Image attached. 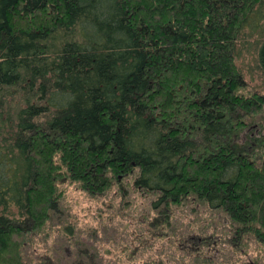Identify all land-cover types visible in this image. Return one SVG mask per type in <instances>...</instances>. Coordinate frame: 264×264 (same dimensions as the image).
<instances>
[{
  "label": "trees",
  "instance_id": "16d2710c",
  "mask_svg": "<svg viewBox=\"0 0 264 264\" xmlns=\"http://www.w3.org/2000/svg\"><path fill=\"white\" fill-rule=\"evenodd\" d=\"M263 7L0 0V264H51L31 241L54 229L63 183L99 193L125 178L163 216L221 214L198 230L217 262L264 264V93L238 63ZM199 250L190 263L212 264Z\"/></svg>",
  "mask_w": 264,
  "mask_h": 264
},
{
  "label": "rangeland",
  "instance_id": "374dc122",
  "mask_svg": "<svg viewBox=\"0 0 264 264\" xmlns=\"http://www.w3.org/2000/svg\"><path fill=\"white\" fill-rule=\"evenodd\" d=\"M243 33L252 44L240 45L238 63L246 85L264 93V73L258 67L256 50L264 33V7L250 16ZM62 189L64 195L53 216L54 229L32 235L37 257L44 254L48 263L150 264L162 258L165 264H191L198 249L211 255L212 264L224 263L222 259L216 261L218 252L203 246L198 235L200 224L221 214L197 211L189 203L163 216L153 209V198L128 178L99 193H89L66 182ZM175 220L183 225V235L169 229V222ZM224 222H228L226 217ZM185 226L191 229L189 233L184 232ZM206 234L209 236L211 230ZM55 240L62 246L59 253L51 251Z\"/></svg>",
  "mask_w": 264,
  "mask_h": 264
}]
</instances>
